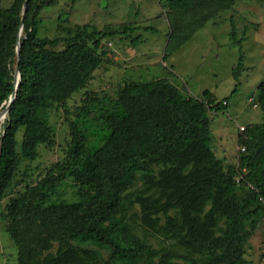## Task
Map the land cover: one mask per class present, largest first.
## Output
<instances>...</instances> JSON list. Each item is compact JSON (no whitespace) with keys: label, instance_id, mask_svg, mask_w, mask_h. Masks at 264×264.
Masks as SVG:
<instances>
[{"label":"rangeland","instance_id":"obj_1","mask_svg":"<svg viewBox=\"0 0 264 264\" xmlns=\"http://www.w3.org/2000/svg\"><path fill=\"white\" fill-rule=\"evenodd\" d=\"M13 1L0 0V7L8 10ZM174 1L178 9L171 0H55L39 14L40 38L72 37L86 24L106 32L130 24L159 32L136 31L133 38L142 36L137 46L122 37L103 40V48L90 43L98 53L107 52L106 61L69 99L49 102V129L35 158L26 156L25 127L18 128L17 166L0 200V264H233L229 255L235 248L234 210L207 170L210 157L235 168L237 204L245 206L254 179L240 167L241 148L250 139L239 127L264 123V2ZM232 23L242 49L232 39ZM20 34L25 37L24 31ZM10 36L0 31L4 77L12 69L4 57ZM241 56L240 87L233 94ZM13 68L17 73L16 64ZM160 79L186 98H201L208 90L217 100L228 99L229 105L208 114L209 141H187L164 159L143 161L125 174L120 197L126 210L105 228L132 256L112 258L108 245L63 235L42 222L39 211L84 205L98 196L96 185L77 179L76 172L94 162L95 153L125 117L123 89ZM8 105L0 108V143ZM244 224L249 237L241 264H264V208H247ZM184 235L213 251L198 248ZM143 245L146 250L141 251Z\"/></svg>","mask_w":264,"mask_h":264},{"label":"trees","instance_id":"obj_2","mask_svg":"<svg viewBox=\"0 0 264 264\" xmlns=\"http://www.w3.org/2000/svg\"><path fill=\"white\" fill-rule=\"evenodd\" d=\"M54 3L55 0H14L10 9L0 7V31L11 33L4 57L12 67L8 77L0 73V108L10 103L15 94L4 121L0 143V200L14 178L17 166L15 134L18 128L25 127L26 156L35 158L37 146L45 141L48 133L49 102L69 99L85 87L93 73L106 61L107 52L98 53L90 43L96 48H103V40L122 37L137 46L142 36L133 38L136 31L159 32L153 27L136 28L131 24L121 31L106 32L86 24L72 37L40 38L38 16L44 8ZM171 3L178 9L179 4L174 0ZM21 29L24 38H19ZM231 34L234 43L242 49L233 23ZM18 41L21 43L19 54ZM60 46L64 48L57 50ZM14 64L20 72L18 87ZM242 66L241 56L234 71L238 84L233 94L240 87L237 70ZM120 103L126 112L125 117L117 122L111 137L95 153L94 162H89L85 169L75 174L77 179L96 185L98 196L84 205L48 208L37 214L42 222L50 223L63 235H82L108 245L113 250L112 258L132 256L105 228L107 223L126 210L120 197L125 174L143 161L164 159L187 141H209L208 114L223 112L229 105L228 99L217 100L208 90L203 92L201 98H186L166 79L127 85L121 92ZM261 105L264 110V84L261 86ZM244 132L250 142L243 152L240 167L248 170L254 179L245 206L240 208L237 204L233 177L235 168H229L221 160L210 157L207 170L211 183L224 189L228 203L234 210L232 235L235 248L229 255L233 264H241L243 248L249 237L244 224L246 209L256 205L264 208V123L245 127ZM183 237L202 250L213 251L202 241L188 235ZM140 250H146V246H141Z\"/></svg>","mask_w":264,"mask_h":264},{"label":"water","instance_id":"obj_3","mask_svg":"<svg viewBox=\"0 0 264 264\" xmlns=\"http://www.w3.org/2000/svg\"><path fill=\"white\" fill-rule=\"evenodd\" d=\"M26 12V4L24 5V14ZM21 31H23V29H21ZM20 31V32H21ZM21 37V34H19V38ZM20 50H21V43L20 41H18V46H17V51H18V54L20 53ZM19 81H20V72L19 70L17 69V73H16V83H17V87L19 85ZM15 100V94L11 97V100H10V103L9 105L7 106L6 110H5V114L8 115L9 112H10V108H11V104L14 102Z\"/></svg>","mask_w":264,"mask_h":264},{"label":"built area","instance_id":"obj_4","mask_svg":"<svg viewBox=\"0 0 264 264\" xmlns=\"http://www.w3.org/2000/svg\"><path fill=\"white\" fill-rule=\"evenodd\" d=\"M224 104L226 105L227 103L226 102H224ZM239 130L241 131V132H243L244 130H245V127H243V126H240L239 127ZM241 150L242 151H245V148H241ZM244 171L246 170V169H243ZM252 188H253V186H252ZM261 200H262V198H260ZM263 201V203H264V200H262Z\"/></svg>","mask_w":264,"mask_h":264}]
</instances>
